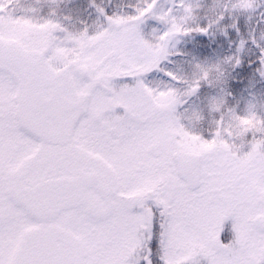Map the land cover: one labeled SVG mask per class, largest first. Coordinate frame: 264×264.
I'll use <instances>...</instances> for the list:
<instances>
[{
	"label": "snow or ice",
	"instance_id": "obj_1",
	"mask_svg": "<svg viewBox=\"0 0 264 264\" xmlns=\"http://www.w3.org/2000/svg\"><path fill=\"white\" fill-rule=\"evenodd\" d=\"M0 264H264V0H0Z\"/></svg>",
	"mask_w": 264,
	"mask_h": 264
},
{
	"label": "rangeland",
	"instance_id": "obj_2",
	"mask_svg": "<svg viewBox=\"0 0 264 264\" xmlns=\"http://www.w3.org/2000/svg\"><path fill=\"white\" fill-rule=\"evenodd\" d=\"M114 3L120 2V0H113Z\"/></svg>",
	"mask_w": 264,
	"mask_h": 264
}]
</instances>
